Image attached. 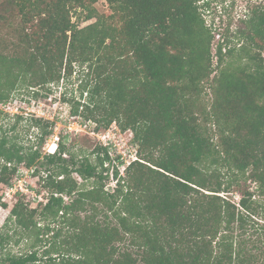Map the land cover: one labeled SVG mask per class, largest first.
<instances>
[{
  "label": "trees",
  "instance_id": "16d2710c",
  "mask_svg": "<svg viewBox=\"0 0 264 264\" xmlns=\"http://www.w3.org/2000/svg\"><path fill=\"white\" fill-rule=\"evenodd\" d=\"M96 1L0 2L15 33L0 41V102L77 65L86 78L73 113L130 130L137 159L124 175L113 167L109 191V147L99 143L94 160L62 143L42 154L50 130L38 117L37 144L0 136V184L21 163L40 165L47 190L33 207L16 198L0 248L32 242L0 264H264V0L214 52L201 0H105L108 14Z\"/></svg>",
  "mask_w": 264,
  "mask_h": 264
},
{
  "label": "rangeland",
  "instance_id": "374dc122",
  "mask_svg": "<svg viewBox=\"0 0 264 264\" xmlns=\"http://www.w3.org/2000/svg\"><path fill=\"white\" fill-rule=\"evenodd\" d=\"M201 1L206 3L203 8V15L206 24L212 27L214 37L211 43V51L214 52L216 44L222 41L224 33L234 30L239 25L240 19L244 18L247 5H252L260 0ZM94 6L100 14H108L110 12L105 0H97ZM1 13L2 10L0 9ZM17 20L18 18L15 23ZM92 21H94V18L82 21L80 25L83 26ZM9 27L10 25H5L0 19V41H3V43H10L13 41V37L15 39V33ZM212 63L213 65L215 64V57L212 58ZM85 78V72L80 71L75 65L72 73L65 75L58 82L39 85L35 88L23 86L14 89L8 100L0 102V136L3 134L12 135L22 143L37 144V130L29 127V122L31 118L38 117L43 122H49L47 128L50 130V133L40 145L42 154L50 152L55 144L62 143L67 149V153L86 155L91 160H94L96 155L94 150L99 144V135L106 129L97 128L95 123L85 120L79 113L80 108H78V113H73L77 104L83 101L84 94L81 95V87ZM201 97L205 102L210 101L211 95L208 83H205ZM15 114H19L21 119L13 124ZM112 124L115 123L112 122ZM12 125L14 126L11 128ZM108 128L111 127L109 126ZM111 130L114 133H110L112 134L113 145L109 156L110 158L120 156L123 159L120 158L122 163H119V161L113 162L112 159L110 162L107 161L108 177L104 178L103 182L105 189L109 191L115 186V179H113L111 174L113 167L118 170L120 175H124V168L127 165L126 161L132 158L136 151V147L131 141L132 132L130 130L121 131L119 128L118 130ZM66 156L68 155L66 154ZM32 169L33 171L21 163L18 165L16 173L11 177L9 184H0L1 202L5 204V206L0 205V228L17 197L24 198L32 207L39 201H46L47 190L43 187L42 181L46 171L40 165H35ZM74 176L79 182L81 181L76 174ZM251 186L253 185L251 184ZM228 195L234 201L238 200L236 192ZM31 242V239L23 238L18 244L6 245L0 248V255L7 252V250L13 254L23 253L29 249ZM35 249L38 256H40L42 246L37 243Z\"/></svg>",
  "mask_w": 264,
  "mask_h": 264
},
{
  "label": "built area",
  "instance_id": "2783aa9c",
  "mask_svg": "<svg viewBox=\"0 0 264 264\" xmlns=\"http://www.w3.org/2000/svg\"><path fill=\"white\" fill-rule=\"evenodd\" d=\"M0 105H1V103H0ZM110 127L111 128L106 129L104 132L101 133V135H99V140L98 141H99L100 144L109 147V153L111 154V147L113 145V140L111 139V135L114 133L111 129L118 130V128H117V126L115 124H111ZM111 132H112V134H110ZM56 147H57V145L55 144L50 152H54ZM120 158L123 159V157H120ZM111 159H112L113 162H117L118 161L115 158V156L111 157ZM135 159H137L136 154H134L132 158L128 159L126 161L127 162L126 164L130 163V161H133ZM30 170L33 171V169H31V168H30Z\"/></svg>",
  "mask_w": 264,
  "mask_h": 264
}]
</instances>
